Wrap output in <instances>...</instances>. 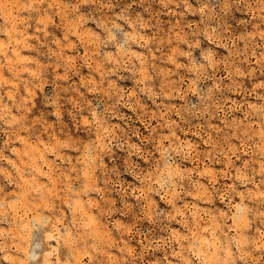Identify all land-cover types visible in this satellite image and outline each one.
<instances>
[{
    "label": "rangeland",
    "instance_id": "374dc122",
    "mask_svg": "<svg viewBox=\"0 0 264 264\" xmlns=\"http://www.w3.org/2000/svg\"><path fill=\"white\" fill-rule=\"evenodd\" d=\"M0 264H264V0H0Z\"/></svg>",
    "mask_w": 264,
    "mask_h": 264
}]
</instances>
